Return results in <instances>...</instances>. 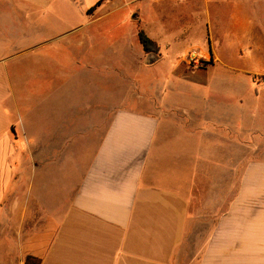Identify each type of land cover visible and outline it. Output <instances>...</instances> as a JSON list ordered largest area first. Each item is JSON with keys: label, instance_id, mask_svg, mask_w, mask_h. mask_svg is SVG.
<instances>
[{"label": "crops", "instance_id": "1", "mask_svg": "<svg viewBox=\"0 0 264 264\" xmlns=\"http://www.w3.org/2000/svg\"><path fill=\"white\" fill-rule=\"evenodd\" d=\"M167 2L178 8L176 0H0V264H264V158L243 156L236 171L230 120L217 123L211 110L203 125L202 112L180 106L172 117L104 104L103 120L76 135L72 99L53 106L63 119L49 121L50 133L29 128L27 104L39 96L23 94L19 64L48 59L132 79L122 63L130 45L106 41L100 25L122 7H134L138 21L141 6ZM166 31L145 30L161 53L172 46L158 39ZM134 40L142 62L138 29ZM110 111L118 113L107 124ZM92 127L103 128L96 151L76 152ZM76 159L87 166L76 171ZM27 160L51 162L29 173Z\"/></svg>", "mask_w": 264, "mask_h": 264}, {"label": "rangeland", "instance_id": "2", "mask_svg": "<svg viewBox=\"0 0 264 264\" xmlns=\"http://www.w3.org/2000/svg\"><path fill=\"white\" fill-rule=\"evenodd\" d=\"M176 4H179L176 5L178 8H173L171 2L141 6L140 20L136 15L138 21L132 19L134 7H122L113 18L100 25L107 34L106 41L122 39L123 43L130 45L122 63L127 75L133 73L132 79L115 80L111 76L92 75L85 69H76L77 64L73 68L70 63H53L48 59H27L19 64L17 69L24 75L23 94L36 91L39 96L36 106H32L35 103L27 104L32 107L29 128L32 131L40 129L43 134L50 133L49 121L57 117L61 123L63 119V114L56 116L53 106L56 103L66 106L72 99L74 113L71 118L76 135L84 125L103 120L104 104L144 114L155 108L164 109L172 117L178 115L175 106H180L193 115L202 112L203 121L200 123L203 125L212 110L217 123L225 124L230 120L234 124L232 150L235 152V169H239L237 172L240 173L245 163L243 156H250L251 162L263 159L264 0H176ZM164 27L166 35L164 39H158L161 43H171V48L163 46L162 53L161 49L158 54L145 53L147 59L141 62L143 56L134 40L136 29L158 37L163 34ZM175 40H179L178 47L173 45ZM137 45L141 49L138 40ZM48 56L51 58L54 54L50 52ZM107 56H111L109 49ZM116 112L107 113V124ZM209 128L205 125L202 131L206 133ZM217 130L225 132L224 135L227 133L223 127ZM91 132L88 143L76 138V152L96 151L103 128L92 127ZM50 162L27 160L26 168L31 173L32 163L48 168ZM74 163L76 171L82 170L88 160L76 159ZM237 172L235 183L239 178ZM204 182H210L209 178ZM52 183L56 182L50 180L49 185ZM53 194L55 191L49 193ZM42 240L38 241L41 252L47 244V239Z\"/></svg>", "mask_w": 264, "mask_h": 264}, {"label": "trees", "instance_id": "3", "mask_svg": "<svg viewBox=\"0 0 264 264\" xmlns=\"http://www.w3.org/2000/svg\"><path fill=\"white\" fill-rule=\"evenodd\" d=\"M138 40L143 47L146 54H158L160 52L159 45L151 40L144 30L140 29L138 32Z\"/></svg>", "mask_w": 264, "mask_h": 264}]
</instances>
